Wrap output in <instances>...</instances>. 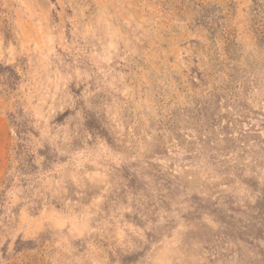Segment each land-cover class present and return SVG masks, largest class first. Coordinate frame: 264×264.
I'll use <instances>...</instances> for the list:
<instances>
[{
  "label": "rangeland",
  "instance_id": "1",
  "mask_svg": "<svg viewBox=\"0 0 264 264\" xmlns=\"http://www.w3.org/2000/svg\"><path fill=\"white\" fill-rule=\"evenodd\" d=\"M0 264H264V0H0Z\"/></svg>",
  "mask_w": 264,
  "mask_h": 264
}]
</instances>
